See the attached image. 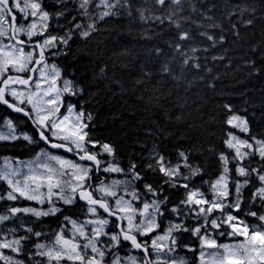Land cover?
Listing matches in <instances>:
<instances>
[{"label":"snow or ice","instance_id":"1","mask_svg":"<svg viewBox=\"0 0 264 264\" xmlns=\"http://www.w3.org/2000/svg\"><path fill=\"white\" fill-rule=\"evenodd\" d=\"M153 2L164 8L169 0ZM170 2L179 6L182 0ZM48 3L58 10L49 12L45 0H0V107L22 113L32 125L31 132H23L11 115L0 113V141L36 145L38 137L46 146L28 161L17 158L13 164L9 158H4V166L0 167V185L4 186L0 202L25 200L47 205L46 208L9 205L0 211V262L190 264L178 252V236L190 233L194 241H199V246L185 244L184 248L199 253V264H264V212L252 210L264 209V136L253 135L248 118L231 104H224L226 119L223 123L228 129L223 144L228 151L218 154L220 174L217 178L193 187L194 179L201 176L204 169L191 162V149H177L176 163L154 149L145 169L161 175V182L158 185L145 182L141 189L139 184L145 176L139 166L131 163L123 167L116 159L113 145L91 136L92 113L65 103L68 95L82 94L84 88L65 77L56 63H49L50 59L68 55L70 42L77 33L82 39L89 38L96 31L97 20L117 15L115 9L129 5V0H48ZM96 9L102 11L96 13ZM73 11L77 15L67 20ZM177 11L179 9L167 15L146 16L145 9H140V19L160 24L167 20L180 30V41L190 40V32L183 29L180 19L176 18ZM244 11L254 12L255 9L242 8L241 15ZM60 18L67 23L60 25ZM207 19L212 20V17ZM85 20L89 22L85 24ZM242 22L251 25L253 20ZM208 27L220 25L212 23ZM232 28L235 31L237 26L233 24ZM200 35L211 41L212 47L225 40L223 35L217 39L207 31ZM174 46L181 49L180 43ZM190 51L195 54L198 49L192 47ZM181 55L185 56L184 64L195 58L183 52ZM245 63L250 75L262 71L255 61ZM194 67L199 68L200 64ZM105 71L101 68L98 77L102 78ZM163 71H168L167 66ZM62 108L66 112H62ZM233 130L244 133L245 137ZM97 147L99 151H94ZM48 148L63 149L77 159L52 154ZM102 156L110 159L104 160ZM257 157V166L253 167L252 161ZM100 173L121 174L124 178L108 180ZM204 185H209L207 192L202 190ZM166 187L184 191V197L171 208L168 207L171 198L164 195ZM246 190H251L250 197L245 196ZM79 202L85 203L86 217L91 218L81 222L64 216L59 230L51 234V240L37 242L30 249L26 247L32 236H45L42 231H35L32 226L35 221L56 216L63 212L62 206ZM240 212L256 223H249ZM25 216L35 220L26 222ZM165 216L172 217L166 225ZM10 221L14 226L4 227L5 222ZM21 231L26 234L19 235ZM222 237H229L232 242L220 243ZM125 244L130 245V251L121 255ZM136 251L142 253V257L133 254Z\"/></svg>","mask_w":264,"mask_h":264},{"label":"trees","instance_id":"2","mask_svg":"<svg viewBox=\"0 0 264 264\" xmlns=\"http://www.w3.org/2000/svg\"><path fill=\"white\" fill-rule=\"evenodd\" d=\"M45 4L49 12L58 10L48 0ZM242 8H254L255 11H244L241 15ZM140 9H145L146 16L167 15L169 11L179 9L176 18L180 19L182 28L190 32L192 39L180 41V30L167 20L163 24L141 20ZM95 11L98 13L102 9ZM115 11L117 15L97 20L96 31L89 38L82 39L77 33L66 57L53 59L65 77L84 88L82 94L68 95L66 102L92 113L91 136L101 143L113 145L116 159L123 167L127 168L131 163L139 166L145 176L139 184L141 189L145 182L154 185L161 182V175L145 169L154 149L172 163L177 162V149H191V162L204 169L192 186L215 180L220 174L218 154L228 151L223 144L228 129L223 123L226 119L224 104H231L248 118L253 135L264 136V0H182L179 6L169 0L164 8L153 0H129V5ZM229 12L233 15L229 16ZM76 15L73 11L67 20ZM246 19H252L253 23L244 24L242 21ZM67 20L60 18L59 24H66ZM212 23L220 27H208ZM233 24L237 26L235 31ZM205 31L217 39L223 35L225 40L212 47L211 41L200 35ZM175 43L181 44L180 50L175 48ZM192 47L198 49L195 54L190 51ZM181 52L195 58L184 64L185 56ZM214 56L224 59L213 60ZM248 60L255 61L262 71L250 75V68L245 63ZM196 63L200 64L199 68L194 67ZM165 66L168 71H163ZM101 68L106 70L102 78L98 77ZM0 113L11 115L20 129L31 132L32 125L25 118L16 117L4 107H0ZM233 131L245 137L244 133ZM26 145L23 141L1 144L0 154L26 156L33 151L32 146ZM258 160L257 157L252 161L253 167L257 166ZM232 168L234 174V165ZM208 187L204 185L202 190L207 192ZM3 190L4 186L0 185V191ZM164 195L171 198L168 204L171 208L184 197V191L166 187ZM250 195L251 190H246L245 196ZM26 204L29 203L25 200L0 202V211L9 205ZM79 205L67 206L64 212L74 214L77 211L82 215L85 209ZM252 210L264 212L262 208ZM239 215L244 217V212ZM244 218L249 223H256L251 217ZM23 219L26 222L35 220L31 216ZM59 220V215L49 216L35 221L32 226L35 231L45 232ZM13 226L11 221L4 225L7 228ZM192 226H195L194 222ZM20 234L26 233L21 231ZM178 239L180 246L197 245L190 233L178 236ZM35 243L36 237L32 236L26 247L30 249ZM181 253L193 262L194 252L186 249Z\"/></svg>","mask_w":264,"mask_h":264},{"label":"flooded vegetation","instance_id":"3","mask_svg":"<svg viewBox=\"0 0 264 264\" xmlns=\"http://www.w3.org/2000/svg\"><path fill=\"white\" fill-rule=\"evenodd\" d=\"M27 144V143H26ZM27 145H30V144H27ZM94 151H99V147H97L96 149H94ZM60 154H63L65 155L68 159H72V160H76L77 157L72 153V154H65V153H62V152H59ZM106 156H102L101 158H105ZM107 160V159H105ZM99 175L101 176H105L107 177L108 179V174H104V173H100ZM72 218H75V217H72ZM165 225L167 224V221H164ZM60 220L53 226L54 227V231H57L59 230L60 228ZM71 225H69L68 227H70ZM127 250V251H126ZM130 251V247L129 246H125L122 250H121V253H124V254H127L128 252ZM133 254L137 255V256H140L142 257V253L140 252H134Z\"/></svg>","mask_w":264,"mask_h":264},{"label":"rangeland","instance_id":"4","mask_svg":"<svg viewBox=\"0 0 264 264\" xmlns=\"http://www.w3.org/2000/svg\"><path fill=\"white\" fill-rule=\"evenodd\" d=\"M34 157H32V158H28V159H23V160H21V159H19V160H21V161H28V160H31V159H33ZM10 160V159H9ZM13 164H15V162L16 161H13V160H10ZM4 166V161L0 164V167H3ZM34 207H46V205L45 206H40V205H37V204H35V205H33ZM45 235H50V233H45ZM53 237L51 236V239H52ZM106 239V238H105ZM219 242L220 243H225V242H232V239L231 238H229V237H222L220 240H219ZM199 246V241H197V245H195V247H198ZM6 252V251H5ZM7 253V252H6ZM198 255H199V253L198 252H195L194 253V260H193V262H191L190 261V264H199V261H198V259H197V257H198Z\"/></svg>","mask_w":264,"mask_h":264},{"label":"water","instance_id":"5","mask_svg":"<svg viewBox=\"0 0 264 264\" xmlns=\"http://www.w3.org/2000/svg\"><path fill=\"white\" fill-rule=\"evenodd\" d=\"M18 114H21V115H23L22 113H18ZM24 116V115H23Z\"/></svg>","mask_w":264,"mask_h":264}]
</instances>
